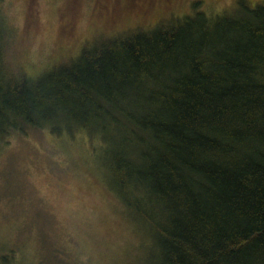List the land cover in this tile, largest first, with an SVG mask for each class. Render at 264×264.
Listing matches in <instances>:
<instances>
[{
    "label": "trees",
    "instance_id": "1",
    "mask_svg": "<svg viewBox=\"0 0 264 264\" xmlns=\"http://www.w3.org/2000/svg\"><path fill=\"white\" fill-rule=\"evenodd\" d=\"M7 44L0 20V139L97 140L150 264H264V0L99 35L35 76Z\"/></svg>",
    "mask_w": 264,
    "mask_h": 264
},
{
    "label": "rangeland",
    "instance_id": "2",
    "mask_svg": "<svg viewBox=\"0 0 264 264\" xmlns=\"http://www.w3.org/2000/svg\"><path fill=\"white\" fill-rule=\"evenodd\" d=\"M239 1L0 0L5 59L35 76L99 35L148 29L170 15L234 13ZM98 146L83 133L58 138L45 129L0 139V264H150L149 235L117 200Z\"/></svg>",
    "mask_w": 264,
    "mask_h": 264
}]
</instances>
